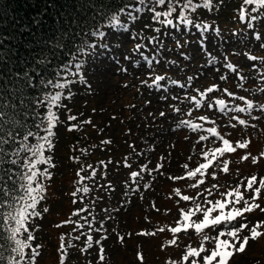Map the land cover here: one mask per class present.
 Listing matches in <instances>:
<instances>
[{"label": "rangeland", "instance_id": "obj_1", "mask_svg": "<svg viewBox=\"0 0 264 264\" xmlns=\"http://www.w3.org/2000/svg\"><path fill=\"white\" fill-rule=\"evenodd\" d=\"M240 4L241 0H221L220 4L214 6V10H197L191 16L192 24L175 23L174 27L151 21L152 13L147 7L139 4L134 7H140L141 11L131 16L133 20H130V24L126 22L129 20L127 16L121 20L123 29L115 27L108 32L107 29L112 27L111 25L102 29L106 31L107 38L103 41L100 54L84 58L83 67L87 70L84 78L88 79L92 87L89 89L79 83L72 86L73 98L63 100L71 110L70 113L64 108L57 113L60 123L55 129V150L52 153L56 167L51 169L52 179L44 181L46 199L42 201V208L47 207L49 211L43 214L42 219L32 222L39 226L33 234L45 253L39 264H55V250L62 233L69 234L68 239L75 243L74 238L79 234V228L76 232L72 231V227L68 230L63 229L64 227L57 228V224L67 217L72 208H90V215L95 218L92 221L94 228L101 217H105L100 231L101 236L106 233L109 237L103 244L107 249V256L110 257L108 264H136L138 249L145 253L146 264H165L169 258L179 259L180 247H183L185 242L197 246V242L202 240L200 234H194L191 240L181 235L180 247H173L167 243L173 238L169 231L155 238L138 237L135 233L142 229H169L177 221V207H191L188 202H181L177 206L172 198L175 189L179 188L187 195H195L197 191L187 187L192 180L175 182L166 178L169 174H183L184 163H190L194 168L198 162H203L202 157L199 160L197 158V153L202 147L198 135L182 124L178 129L177 124L184 117H193L197 111L202 110L206 100H202L200 106H193L189 111L190 101L185 97L196 94L198 89L202 90L214 83H218L221 89L234 91L238 96L255 97L264 91V82L261 81V76H264V10L259 12L257 20L252 22V27H247L248 21L238 19L237 9ZM157 10H161V6H157ZM203 23L212 27L207 32L196 27ZM258 33L262 35L258 36ZM137 40L141 44V51L144 50V55L138 53L135 47ZM177 40L183 47L176 46ZM250 54L258 59L252 61ZM146 57L153 62H144ZM210 58L213 59L211 64L207 63ZM155 59L159 62L156 63ZM226 64L242 66L240 72L246 78L239 81V87L236 86L237 81L232 78V70L227 68ZM125 67L128 69L127 73L119 70ZM156 74L166 77V82H162L163 86L160 88L151 84V77ZM220 75H224L226 79L220 80ZM187 77L192 79L186 81ZM145 80L148 84H141V81ZM174 80L181 81L182 86L172 84L171 81ZM253 81L255 83H252ZM207 95L206 93L205 97ZM218 96L232 100L230 107L240 104L238 99L227 97L222 91L212 96V100ZM165 97L169 99L165 100ZM261 102H264V97ZM174 107L181 108V112L172 111ZM160 111H165L166 117H160ZM211 111L214 110L206 109V112ZM69 114L77 116L80 122V127L75 132L66 127L69 123L66 117ZM237 114L226 111L222 117L220 114L215 116L214 126L233 140L241 136L251 137L250 151L253 154L264 150V120L257 123L259 131L252 128L225 131V127L220 125L221 118L226 120L229 115ZM86 120H90L95 127L85 124ZM203 132L201 135H206L205 131ZM101 139L112 140L113 143L101 146ZM132 145L135 147H130ZM203 146L211 150L217 146V142L210 138L203 142ZM105 147L107 151L104 150ZM165 152L169 153L164 161L167 167L165 177L154 175L153 184V179L142 176L140 183L152 184V188L150 191L143 189L137 195L135 181L128 180L129 169L122 164L124 158H131V170L135 171L136 165L141 163L154 166L157 157ZM239 154L243 155L244 152L241 150ZM226 158L239 162V155L234 154ZM101 162L107 167H103ZM87 165L97 166L98 175H89ZM39 167L42 169L45 165ZM82 167L87 176L85 184L89 186L90 192L83 194L84 199L79 203L73 204L71 191L77 184L76 169L80 170ZM250 174L264 176V159L260 160L258 167L253 166L250 161L239 163V174L236 173L235 166H232V175L219 174L218 181L209 176L204 187L218 182L220 191L224 192L234 186L238 175L246 177ZM130 184L133 191H129ZM215 198L221 197L216 195ZM260 203L264 204V199H261ZM152 205L158 207L160 212H156ZM85 215L88 213L79 217L81 222ZM109 215L111 219L107 218ZM248 215L250 219H264L259 211ZM75 219L77 217H74ZM126 232L133 235L124 244L113 235H124ZM84 234H88L87 228L84 229ZM161 243L165 246L164 250L160 247ZM206 246H214V242L213 245ZM91 255H95V251ZM72 264H76V261L73 260ZM83 264L88 262L84 261ZM96 264H99V261ZM230 264H264V237L250 241L246 251L237 254Z\"/></svg>", "mask_w": 264, "mask_h": 264}, {"label": "snow or ice", "instance_id": "obj_2", "mask_svg": "<svg viewBox=\"0 0 264 264\" xmlns=\"http://www.w3.org/2000/svg\"><path fill=\"white\" fill-rule=\"evenodd\" d=\"M220 2L221 0H139V3L147 7L148 11L152 13L151 21L168 26L174 22L181 25L192 24L191 16L197 10H214V6ZM65 3L73 11L79 7L93 15L104 13L105 8L113 9L112 15L108 17V23L112 26L107 29L108 32H111L115 27L123 26L121 14L127 11L128 16H133L141 11L140 7L115 5V0L112 4L106 3V0H65ZM114 5L115 7H113ZM157 6H161V10H157ZM261 10H264V0H241L237 9L238 19L248 21L246 26L252 27V22L257 20ZM77 16L84 19L79 13ZM106 16L107 13H104L100 15V19L104 20ZM72 21L73 17L69 15V24L64 26L60 41H56L55 34L50 38V42L55 41V46L49 48L53 59H55L56 51L68 48L69 43L78 38L79 44L75 49L69 48L71 59H66L58 65L59 70L51 73L53 78H41L39 80V84L45 89L44 94L35 100L28 101V104L31 105L32 115L35 116V119L32 120L33 127H27L30 119L29 111L25 105V100L22 97L17 98L20 95L17 82L32 88L35 87L34 81L37 77L27 71H24L23 76H21L20 71H14L6 63L0 67V264H39L40 259L45 255L42 245L36 242V236L33 234L39 226L32 222L36 219H42L43 214L49 211L47 207L39 209L38 206L46 199L44 181L52 179L51 169L56 167L52 153L55 150V129L60 123L57 113L61 108L70 113L71 110L67 108V104L63 103V100L73 98L72 86L79 83L89 89L92 87L88 79L84 78L87 71L83 67L84 58H90L93 54L99 55L103 41L107 38L105 30L93 26L87 32L83 28L80 29V33L72 32L68 37V42L64 43L63 37L68 34ZM196 27L207 32L212 26L199 24ZM257 35L261 36L262 34L258 33ZM104 46L106 47V45ZM176 46L183 47L178 40ZM3 47L4 41L0 39V49ZM135 47L137 50L141 49L139 40H137ZM257 59L256 56L251 57L254 62ZM152 62L148 60V63ZM42 63L50 64L51 61L48 60L47 56H43L37 61L36 66L39 67ZM207 63H213V59L210 58ZM252 66L254 65H249V67ZM226 67L232 70V78L237 81L236 86L239 87V81L246 78L240 72L242 66L226 64ZM119 70L124 73L128 71L126 67ZM191 79L192 77H187L186 81ZM219 79L225 80L226 77L220 75ZM261 81L264 82V76H261ZM162 82H166L164 75L156 74L151 77V84L154 87H162ZM171 83L178 84L179 81L174 80ZM141 84L147 85L148 81H141ZM218 91H222L227 97L234 100L238 99L243 103V107L238 104L229 107L224 99L215 101V104H218L222 110L221 117L225 111L238 113L237 115H229L226 120L220 119L219 123L225 127V131H237L246 128L259 131L257 123L264 120V102L254 103V101H261V98L264 97V91L249 98L245 95L237 96L234 91L226 88L221 89L218 83H214L202 90L198 89L196 94L185 97L190 101L189 111L193 106H200L202 100H206L203 104L205 109H213L212 96ZM206 93L208 94L207 97H205ZM167 99L169 98L165 97V100ZM148 103L151 102L148 101ZM38 107L42 108L41 112H36ZM172 111L179 113L181 108L174 107ZM253 112L260 113V115L252 116L253 122H249L248 119L241 118L239 115L240 113L252 115ZM166 115L165 111L159 112V116L162 118ZM211 115L212 113L201 114L199 118L201 123H193L191 119H181L177 124L178 129H180L181 124L191 128L198 135V140L202 144L200 152L197 153V158L199 160L202 157L203 162H198L194 168L191 167L190 163H184L182 165L185 170L183 174L166 176L167 179L175 182L193 181L187 187L197 190L195 195L183 194L181 189L177 188L172 197L177 206L181 202H188L191 207L187 209L177 207L179 219L169 229L163 227L153 231L142 229L135 233L138 237L155 238L159 234L169 231L173 234V238L167 243L168 246L173 247H180L181 235L186 236L188 240H191L194 234L202 236V240L197 242V246H191L185 242L183 247H180L179 259L169 258L165 264H169V261L170 264H230L237 254H243L246 251L250 241L264 237V219L259 217L250 219L248 215L259 211L264 216V204L260 203L261 199H264V176L250 174L246 177H240L238 175L234 186L229 187L224 192L220 191L218 182L210 187H204L209 176L218 181L219 174L232 175V166H235L236 173L239 174V163L250 161L253 166L258 167L260 160L264 159V150L257 154L250 151L251 137L241 136V138L233 140L226 138L218 131L217 127L204 129L203 122L208 121ZM66 119L69 121L66 125L69 131H75L80 127L77 116L69 114ZM84 123L95 127L90 120H86ZM201 131H206L209 135L199 134ZM210 137L214 142H217V146L207 150L203 146V142L208 141ZM112 143L113 141L108 139H101L100 141L101 146ZM130 147L134 148L135 145ZM170 147L174 148V146ZM104 150L107 151V148L105 147ZM241 150L244 152L243 155L239 154ZM46 153L48 154L46 155ZM234 154L239 155V162H233L226 158ZM168 155L169 153L165 152L162 156L157 157L154 166L149 163L138 164L135 171L131 170L133 167L130 163L131 158L129 156L124 158L122 164L129 169L128 180L135 181L137 195L143 189L150 191L152 188V184L140 183L142 176L146 175L148 179H153L154 175L165 177L167 167L164 161ZM71 158L78 159V157ZM109 163L115 162L109 161ZM101 164L103 167H107L104 162ZM40 165H45V167L41 169ZM86 167L90 170L89 175L93 177L98 175L97 170L92 165ZM83 172V167L77 172L81 185L71 193L73 204L79 203L84 199L83 194L90 192L89 186L83 183L87 180V176H84ZM154 183L155 180L153 179ZM108 187L110 190V185ZM200 189L203 190L200 191ZM129 191H133L131 184ZM216 195L221 198L216 199ZM152 206L156 212H160L158 207ZM85 213L88 215H85L83 222H81L79 217ZM72 216L77 217V219H65L57 224V228L71 225L73 232H76L77 228L80 229V232L74 238L75 243L66 239L69 234H61L60 243L57 244L55 250V264H72L73 260L76 261V264H83L84 261H87L88 264H96L97 261L99 264H108L110 257L107 256V249L103 244L109 237L106 233L101 236L100 231L105 217H101L94 228L92 221L95 218L90 215V208H77L73 211ZM107 218L111 219V216L109 215ZM85 228H87V235L84 234ZM206 233H213V235ZM113 235L116 240L124 244L133 234L126 232L124 235H116L115 233ZM82 237L83 239H81ZM213 242L214 246H206L213 245ZM160 247L162 250L165 248L163 243ZM93 251H95V255H91ZM136 264H146L142 250L136 251Z\"/></svg>", "mask_w": 264, "mask_h": 264}, {"label": "trees", "instance_id": "obj_3", "mask_svg": "<svg viewBox=\"0 0 264 264\" xmlns=\"http://www.w3.org/2000/svg\"><path fill=\"white\" fill-rule=\"evenodd\" d=\"M133 1L135 0H115V5H127ZM106 3L112 4L113 0H106ZM112 11L111 8H105L104 13H107V16L101 20L100 15L104 13L93 15L79 7L73 11L65 0H0V39L4 41V47L0 49V67L6 63L14 71H20L21 76L27 71L37 77L34 81L35 87L32 88L17 82L20 93L17 98L22 97L25 100L29 111L27 127H33L32 120L35 119L28 101L35 100L45 92L39 80L53 78L51 73L59 70L58 65L66 59H71L69 48L75 49L79 44L78 38L69 43L68 48L56 51L53 59L49 48L55 46V41L50 42V38L55 34L56 41H60L64 26L69 24V15L73 17V21L68 34L63 37L64 43L68 42L72 32L80 33L81 28L87 32L93 26L104 25ZM77 13L84 19H80ZM43 56H47L51 63H42L37 67V61ZM36 112H39V107Z\"/></svg>", "mask_w": 264, "mask_h": 264}]
</instances>
